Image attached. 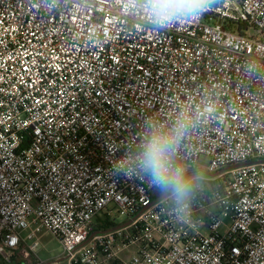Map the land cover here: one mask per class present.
I'll list each match as a JSON object with an SVG mask.
<instances>
[{
    "label": "built area",
    "instance_id": "2783aa9c",
    "mask_svg": "<svg viewBox=\"0 0 264 264\" xmlns=\"http://www.w3.org/2000/svg\"><path fill=\"white\" fill-rule=\"evenodd\" d=\"M159 2L0 0L4 260L42 264L46 232L67 264H264V0ZM179 118L183 201L138 166Z\"/></svg>",
    "mask_w": 264,
    "mask_h": 264
},
{
    "label": "clouds",
    "instance_id": "9594fccd",
    "mask_svg": "<svg viewBox=\"0 0 264 264\" xmlns=\"http://www.w3.org/2000/svg\"><path fill=\"white\" fill-rule=\"evenodd\" d=\"M208 3L209 0H162L156 4L157 20L166 26L179 16L195 17L203 13ZM187 126L184 118H179L170 128L153 124L138 156V166L151 184L161 191H171L178 201L187 197L191 187L185 167L175 161L176 146Z\"/></svg>",
    "mask_w": 264,
    "mask_h": 264
},
{
    "label": "rangeland",
    "instance_id": "374dc122",
    "mask_svg": "<svg viewBox=\"0 0 264 264\" xmlns=\"http://www.w3.org/2000/svg\"><path fill=\"white\" fill-rule=\"evenodd\" d=\"M205 159H202L201 162L205 163ZM186 172H190L192 169L190 166L185 165ZM116 218V221L118 224L123 223L125 221V218L123 217H117L115 213L112 214L111 219ZM104 219V215L102 216ZM228 222V221H224ZM220 234H223L225 232V229H220ZM38 242L39 247L37 249V255L39 259L41 260L42 264H67L66 260H64V257L61 255V247L58 241L50 236V234L43 232L38 236ZM58 262V263H54ZM0 264H24L20 259L11 258L10 260L6 261L4 258L0 255Z\"/></svg>",
    "mask_w": 264,
    "mask_h": 264
},
{
    "label": "trees",
    "instance_id": "16d2710c",
    "mask_svg": "<svg viewBox=\"0 0 264 264\" xmlns=\"http://www.w3.org/2000/svg\"><path fill=\"white\" fill-rule=\"evenodd\" d=\"M97 221L101 222V219H98ZM117 224L113 221L104 220L102 221V225L98 224V228H100L103 231L109 230L110 228L116 227Z\"/></svg>",
    "mask_w": 264,
    "mask_h": 264
},
{
    "label": "water",
    "instance_id": "95a60500",
    "mask_svg": "<svg viewBox=\"0 0 264 264\" xmlns=\"http://www.w3.org/2000/svg\"><path fill=\"white\" fill-rule=\"evenodd\" d=\"M123 226V225H122ZM121 226H119V227H115V228H113V229H111V230H108V231H113V230H115V229H118V228H120ZM108 231H106V232H108ZM64 260H66V258H64ZM54 263H58V262H54ZM47 264H51V263H47Z\"/></svg>",
    "mask_w": 264,
    "mask_h": 264
}]
</instances>
